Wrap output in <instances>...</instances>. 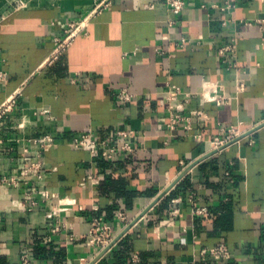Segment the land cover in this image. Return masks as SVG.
Instances as JSON below:
<instances>
[{"label": "crops", "instance_id": "1", "mask_svg": "<svg viewBox=\"0 0 264 264\" xmlns=\"http://www.w3.org/2000/svg\"><path fill=\"white\" fill-rule=\"evenodd\" d=\"M186 1L176 15L166 0H0V107L20 91L0 127V178L36 159L34 139H56L43 155L45 178L31 185L37 205L24 188L0 183V264H21L26 253L32 264H223L200 253L219 243L233 251L227 264H264V23L255 22L264 19V0L233 8L230 0ZM80 19L85 28L53 56L56 38ZM234 38L237 67L230 68L216 48ZM237 75L247 85L240 94ZM206 80L224 85L228 104L192 95ZM174 85L186 113L206 114L194 117L201 140L167 126ZM121 88L138 97L117 105ZM230 125L240 139L210 152ZM119 127L145 138L110 166L68 144L80 133ZM109 178L137 192L130 204L103 188ZM112 207L132 221L142 216L129 226L117 214L109 220L122 237L102 252L87 239L93 217Z\"/></svg>", "mask_w": 264, "mask_h": 264}, {"label": "built area", "instance_id": "2", "mask_svg": "<svg viewBox=\"0 0 264 264\" xmlns=\"http://www.w3.org/2000/svg\"><path fill=\"white\" fill-rule=\"evenodd\" d=\"M240 0H230L227 1V8H233L236 2ZM166 3L172 13L179 15L185 8L188 7L186 0H166ZM85 20L80 19L78 21H71L68 23L67 28L63 35L56 38V46L53 51V56H58L74 39V37L85 28ZM253 22V21H252ZM251 21H241L243 24H252ZM256 23L263 24V18H256ZM171 24L175 23V20L170 21ZM182 45L189 42V39L183 38L181 41ZM217 56L222 59L230 68H236V56H237V41L236 38L224 43L216 48ZM6 76L4 71H0V80ZM237 93L240 94L246 90L245 79L239 75L235 78ZM20 91L17 90L15 93L10 95L5 102L0 107V127L3 118L10 113L16 106L17 96ZM181 94L180 87L172 86L167 92V126L170 132H174L178 128H183L187 135H191L194 139L201 140L203 138L201 133L193 132L195 128L194 117L201 119L206 117L205 112L194 110L190 112L184 111V104L178 102V97ZM192 95L200 96L203 102H215L218 106H224L229 103L231 97L226 94L225 87L223 84L206 80L204 81L201 89L198 92L192 93ZM137 94L133 93L127 88H121L114 93V99L117 105L122 106L133 99H136ZM237 97V96H235ZM187 102V101H186ZM17 128H22L23 123L18 122ZM221 136L214 137L211 141V151L219 152L228 145L238 141L243 133L234 127L222 126L220 128ZM142 138L144 140L145 135L141 134L139 131L119 127L108 133L107 135H102L97 132L88 131L80 133L79 135L73 136L68 140V144L73 148H86L93 154H100L103 158L112 160L116 156L121 155L125 152H130L134 149L135 141ZM34 142L39 144L40 148L36 155V159L30 161L26 164L21 171L12 175H4L0 178V183L3 185L13 186L15 188H24L25 197L28 200V204L33 207L38 204L35 199V192L39 190L36 187L31 188L34 182L42 181L45 178V172L43 168V155L48 151L55 143L56 139L51 135H44L34 139ZM2 139L0 138V149H1ZM45 197H49L50 193L48 190L43 191ZM190 199H192L193 194H191ZM205 208H196V213L200 214L205 212ZM177 209L173 210L172 213L176 214ZM53 211L52 215H54ZM137 218V217H136ZM133 219V221L136 220ZM1 219V215H0ZM117 220L129 226L133 221L129 219L128 214L125 211H119L117 214ZM122 234L116 233L114 225L103 216H95L92 219L91 227L89 230V235L87 239V244L91 246L98 247L103 251H108L112 249L120 240ZM201 256L212 259L213 261H219L223 264H227L232 256L233 251L226 243H219L213 247L203 248L201 250ZM137 257H135L136 260ZM21 264H32V258L29 254H23L21 257ZM191 264H196L193 262Z\"/></svg>", "mask_w": 264, "mask_h": 264}, {"label": "trees", "instance_id": "3", "mask_svg": "<svg viewBox=\"0 0 264 264\" xmlns=\"http://www.w3.org/2000/svg\"><path fill=\"white\" fill-rule=\"evenodd\" d=\"M104 159L99 161V164L104 166V167L110 166L112 160H109L106 158H104ZM184 184L186 185V183H184ZM102 186H103V188H106L109 191L116 192L118 198H122L123 195H125L127 197L126 202L129 204H130V200L137 194L136 191L135 192H129V193L124 191L126 188V181L125 180H115L113 178L105 179V182L102 183ZM187 187H189V186H187ZM113 208L114 207L109 208L106 217H104L103 215H97V216H103L105 218V220H107L109 222V220H112L115 217V215L117 214V212L115 210H113ZM110 216H112V217H110Z\"/></svg>", "mask_w": 264, "mask_h": 264}, {"label": "water", "instance_id": "4", "mask_svg": "<svg viewBox=\"0 0 264 264\" xmlns=\"http://www.w3.org/2000/svg\"><path fill=\"white\" fill-rule=\"evenodd\" d=\"M157 200H159V199H157ZM141 216H142V215H139V216L136 218V220H138L139 218H141ZM136 220H135V221H136ZM135 221H134V222H135Z\"/></svg>", "mask_w": 264, "mask_h": 264}]
</instances>
